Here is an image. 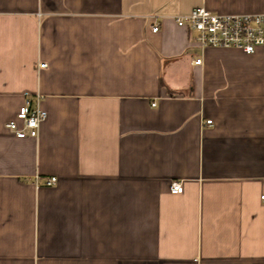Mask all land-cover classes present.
<instances>
[{
	"label": "crops",
	"instance_id": "1",
	"mask_svg": "<svg viewBox=\"0 0 264 264\" xmlns=\"http://www.w3.org/2000/svg\"><path fill=\"white\" fill-rule=\"evenodd\" d=\"M199 6L264 13L0 0V264H264V46L202 45L175 19ZM37 96L47 117L18 138Z\"/></svg>",
	"mask_w": 264,
	"mask_h": 264
},
{
	"label": "built area",
	"instance_id": "2",
	"mask_svg": "<svg viewBox=\"0 0 264 264\" xmlns=\"http://www.w3.org/2000/svg\"><path fill=\"white\" fill-rule=\"evenodd\" d=\"M175 19L179 26L186 27L195 34L196 40L204 46L237 48L248 54L264 46V13L221 14L199 6ZM153 20L152 31L157 32L160 23L157 18ZM194 63L200 64L202 59L198 58ZM45 65L46 63H41L40 67ZM46 117L47 113L40 106V96H37L35 102L27 98L16 119L9 121L6 126L18 138L36 137ZM207 123H212V120H207ZM56 181L57 178L52 176L46 180V184L52 185ZM183 189L179 180L170 184V190L174 194L183 192ZM261 198L264 200V194Z\"/></svg>",
	"mask_w": 264,
	"mask_h": 264
}]
</instances>
